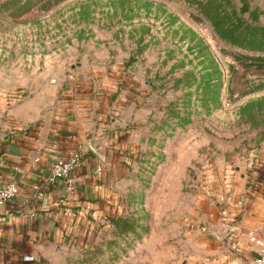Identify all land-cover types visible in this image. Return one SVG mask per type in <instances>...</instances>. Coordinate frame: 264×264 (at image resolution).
Here are the masks:
<instances>
[{"label": "rangeland", "instance_id": "1", "mask_svg": "<svg viewBox=\"0 0 264 264\" xmlns=\"http://www.w3.org/2000/svg\"><path fill=\"white\" fill-rule=\"evenodd\" d=\"M206 1L0 0V98L36 102L86 79L137 111L109 213L48 264H183L215 201L210 181L264 146V63L220 39ZM229 1L212 6L246 1L264 25V0Z\"/></svg>", "mask_w": 264, "mask_h": 264}, {"label": "crops", "instance_id": "2", "mask_svg": "<svg viewBox=\"0 0 264 264\" xmlns=\"http://www.w3.org/2000/svg\"><path fill=\"white\" fill-rule=\"evenodd\" d=\"M98 85L83 79L65 91L55 86L36 102L0 98V187L18 185L0 205V264H48L65 243L89 237L95 221L109 213L127 155L136 149L137 113L116 85ZM78 149L83 156L74 188L68 191L61 179L46 183L52 163ZM218 176L208 185L216 196L213 205L205 204L207 225L183 264H253L257 256L264 232V146ZM226 226L230 231L218 239L213 231Z\"/></svg>", "mask_w": 264, "mask_h": 264}, {"label": "trees", "instance_id": "3", "mask_svg": "<svg viewBox=\"0 0 264 264\" xmlns=\"http://www.w3.org/2000/svg\"><path fill=\"white\" fill-rule=\"evenodd\" d=\"M226 2L230 1L226 0ZM212 3L213 0H207L200 6V12L209 20L220 39L253 54H258V56L247 59L251 66H255V63H264V55H262L264 54V25L257 23L260 13L258 8L250 9L246 1H243L239 10L232 6L226 8L217 4L213 7ZM245 12L248 13L246 20L242 16Z\"/></svg>", "mask_w": 264, "mask_h": 264}, {"label": "built area", "instance_id": "4", "mask_svg": "<svg viewBox=\"0 0 264 264\" xmlns=\"http://www.w3.org/2000/svg\"><path fill=\"white\" fill-rule=\"evenodd\" d=\"M83 153L80 149L71 153L64 160H57L52 163L50 170L45 177L46 183H53L58 179L64 180L68 191L72 190L75 185V170L81 163ZM38 160L35 159L34 162ZM97 175L101 176V167L96 168ZM34 190L38 197H42L44 192L39 184L34 185ZM18 192V185L14 181H6L0 187V205H4L9 199L13 198ZM253 264H264V232L259 241V250L253 260Z\"/></svg>", "mask_w": 264, "mask_h": 264}, {"label": "water", "instance_id": "5", "mask_svg": "<svg viewBox=\"0 0 264 264\" xmlns=\"http://www.w3.org/2000/svg\"><path fill=\"white\" fill-rule=\"evenodd\" d=\"M231 229V226H226L225 229L223 231H213V234L218 238H222L223 236H225Z\"/></svg>", "mask_w": 264, "mask_h": 264}]
</instances>
